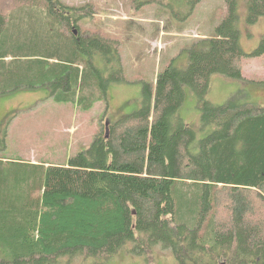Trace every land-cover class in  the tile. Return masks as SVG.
<instances>
[{
  "label": "trees",
  "instance_id": "obj_1",
  "mask_svg": "<svg viewBox=\"0 0 264 264\" xmlns=\"http://www.w3.org/2000/svg\"><path fill=\"white\" fill-rule=\"evenodd\" d=\"M7 1L0 96L46 88L55 105L85 113L102 103L105 114L110 86L124 80L119 43L81 29L86 6ZM148 2L185 22L201 0ZM223 4L210 33L180 52L187 65L171 58L141 82L137 108L63 164L8 158L0 134V264L111 259L128 245L142 257L159 246L177 264H264V108L242 89L222 104L206 99L213 75L244 80L241 62L264 57V33L245 52L238 0ZM245 9L253 26L264 0ZM187 94L197 128L180 113Z\"/></svg>",
  "mask_w": 264,
  "mask_h": 264
},
{
  "label": "rangeland",
  "instance_id": "obj_2",
  "mask_svg": "<svg viewBox=\"0 0 264 264\" xmlns=\"http://www.w3.org/2000/svg\"><path fill=\"white\" fill-rule=\"evenodd\" d=\"M67 6H86L89 17L81 22L85 31H95L105 38L117 41L123 66L124 80L113 83L108 90V109L103 114L102 103L89 112H80L69 106L55 105L48 89L16 90L0 96V134L6 132L8 158L63 164L85 148L97 133L99 126L110 124L124 112L138 106L141 82L153 80L159 70L176 56L179 68L187 65V54H181L192 41L208 35L219 21L223 0H201L185 21L172 18L166 9L147 0H60ZM141 1L139 6L137 3ZM149 0L148 3H150ZM12 6L11 1H0V9ZM240 45L245 52L254 50L264 33V17L253 26L245 24V0H238ZM244 80H231L219 75L210 79L206 99L222 104L231 94L242 89L264 108V57L244 59L241 62ZM194 98L187 94L180 111L192 128L198 126V115L192 110ZM126 249L111 259H92L79 254L63 258L59 264H177L171 253L159 246L147 256L135 255Z\"/></svg>",
  "mask_w": 264,
  "mask_h": 264
},
{
  "label": "crops",
  "instance_id": "obj_3",
  "mask_svg": "<svg viewBox=\"0 0 264 264\" xmlns=\"http://www.w3.org/2000/svg\"><path fill=\"white\" fill-rule=\"evenodd\" d=\"M33 162V161H32Z\"/></svg>",
  "mask_w": 264,
  "mask_h": 264
}]
</instances>
